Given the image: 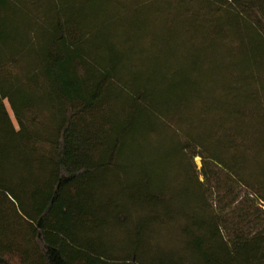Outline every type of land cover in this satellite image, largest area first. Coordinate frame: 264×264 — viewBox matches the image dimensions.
Returning <instances> with one entry per match:
<instances>
[{
	"label": "trees",
	"instance_id": "trees-1",
	"mask_svg": "<svg viewBox=\"0 0 264 264\" xmlns=\"http://www.w3.org/2000/svg\"><path fill=\"white\" fill-rule=\"evenodd\" d=\"M95 1L0 0V264H264V0H134L220 61L146 74Z\"/></svg>",
	"mask_w": 264,
	"mask_h": 264
},
{
	"label": "rangeland",
	"instance_id": "rangeland-1",
	"mask_svg": "<svg viewBox=\"0 0 264 264\" xmlns=\"http://www.w3.org/2000/svg\"><path fill=\"white\" fill-rule=\"evenodd\" d=\"M108 1L98 0L92 2V5L101 8L106 5L108 9ZM129 1H124V5H127L126 12L119 13L110 8V12L113 14L114 11L116 17L113 19L114 23L108 25L110 36L124 46L123 53L128 59L125 63L129 71L146 74L156 63L173 64L177 69H187L191 65L206 69L220 62L215 61V55L208 53L210 46H213L202 44L203 40L191 36L187 24L186 27L177 29L181 22L178 9L161 3H156L152 9L136 8L132 7V4H137L138 1ZM173 29V35H165L168 30ZM161 42L163 46L159 45ZM195 163L200 170L202 164L199 157L195 159Z\"/></svg>",
	"mask_w": 264,
	"mask_h": 264
}]
</instances>
